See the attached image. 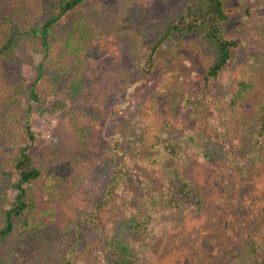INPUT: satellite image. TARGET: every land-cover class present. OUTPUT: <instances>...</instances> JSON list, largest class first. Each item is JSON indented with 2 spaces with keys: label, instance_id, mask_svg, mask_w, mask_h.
<instances>
[{
  "label": "rangeland",
  "instance_id": "obj_1",
  "mask_svg": "<svg viewBox=\"0 0 264 264\" xmlns=\"http://www.w3.org/2000/svg\"><path fill=\"white\" fill-rule=\"evenodd\" d=\"M21 1L0 0V31L2 18L20 10ZM188 1L88 0L63 18L61 35L75 30L77 36L83 34L89 41L79 50L76 63L71 55L66 57L63 62L69 67L57 66L58 56L53 55L54 68H62L64 76L60 89L65 88L52 92L40 85L41 99L34 103L31 118L36 135L32 151L44 173L34 194L39 209L45 211L42 222L52 221L51 226L59 229L57 237L64 225L76 221L78 210L91 207L104 190L110 170L104 168L102 156L114 145L110 137L115 131H126L133 124L150 120L156 128L166 127L168 133L182 131L187 135L197 131L211 151L222 153L208 159V150L202 144L186 148L172 161L200 189L201 201L179 212L160 208L154 223L156 234L147 237L158 245L146 252L141 250L145 257L141 264H242L246 261L243 249L248 234L264 244V159L249 170L254 152L248 145L252 143L255 120L251 119L256 104L264 101V0H228L230 19L225 33L238 38L240 45L233 50V58L218 82L251 77L255 86L229 127H219L221 136L212 123L193 114V101L200 99L197 92L204 89L206 93L211 88L202 81V75L212 62V53L200 47L195 35L189 34L181 42L172 38L162 43L153 57V68L148 69L152 47ZM2 11L11 12L4 15ZM59 45L56 50L60 51ZM16 53L22 62L21 81L28 84L36 75L27 60L31 53ZM16 68L12 62L0 60V80ZM77 79L80 92L73 98L71 83ZM6 101L0 93V172L5 168L12 174L11 182L0 177V193H5L7 206L14 196L11 185L17 173L13 157L30 142L20 132L25 123L22 112L6 119L4 112L11 107ZM221 118L219 114L214 116L215 125ZM78 128L84 130L82 135ZM5 129L12 134L4 133ZM247 132L250 135L246 136ZM121 144L133 153V158L139 157L134 152V141L122 140ZM148 158L132 164L130 173V185L134 187L128 185L129 190L140 203L149 200V195L143 194L163 190L167 185L163 172ZM117 205L119 212L126 208L123 200ZM86 235L88 241L96 238L95 232ZM93 246L86 254L96 256ZM16 264L35 262L29 251L22 250Z\"/></svg>",
  "mask_w": 264,
  "mask_h": 264
},
{
  "label": "trees",
  "instance_id": "obj_2",
  "mask_svg": "<svg viewBox=\"0 0 264 264\" xmlns=\"http://www.w3.org/2000/svg\"><path fill=\"white\" fill-rule=\"evenodd\" d=\"M37 1V4H33L22 0L21 9H14L16 13L3 17L1 21L0 60L5 59V62L17 65L12 75L7 72V77L0 80V93L5 95L6 102L11 105L4 113L8 120L14 112H22L25 123L20 132L30 143L20 147L13 157V167L17 173H14L16 178L11 185L14 196L8 201V207L4 202L5 193H0V264H16L22 250L31 253L35 264H141L145 260L141 250L146 252L151 246L158 245L156 240L148 241L147 237H154L156 234L154 223L158 220L160 208L179 212L190 207L194 201L200 204V189L172 161L181 157L186 148L202 146L203 139L197 131L187 135L182 131L168 133L166 127L156 128V124L150 120L137 126L133 124V132L131 127L126 131H115V135L110 137L114 140L112 149L102 156L104 168L110 170L104 190L91 207H81L76 221L64 225L61 235L57 237L55 234L59 229L51 226L53 222H42L45 211L39 209L34 194V188L44 173L32 151V142L36 138L31 126L32 108L41 99L40 85L52 92L65 88L62 86L60 89L59 82L64 76L62 68H54L52 57L56 53V65L63 67H69L63 62L68 55L73 57L75 63L79 60V50L89 40L83 34L77 36L75 30L66 31L65 35L60 32L64 29L63 18L88 0ZM227 4L228 0H189L177 17L165 26L159 41L152 47L148 60L150 70L154 66L153 57L162 43L172 38L181 42L189 34L198 38L204 51L212 53V62L204 71L202 81L206 86H211L208 91L215 95L205 96L209 92H202L204 89L198 91L200 99L195 98L192 109L197 119L213 124L218 136L222 135L219 127L224 130L229 127L231 120L238 115L237 110L245 104L255 86L251 77L240 78L236 82H218L233 58V50L240 45L238 38L228 37L225 33V24L230 19ZM7 12L2 11L4 15ZM80 26L81 24L75 28L78 30ZM57 43L60 44V51L56 50ZM17 51L31 53L27 60L35 69L36 75L28 84L21 81L23 68L16 55ZM13 74L18 76L14 77ZM80 84L78 79L71 83V97L79 95ZM215 90L218 92L215 93ZM2 105L5 106L3 103ZM218 114L222 118L215 125L214 116ZM251 120H255L252 125L254 130L251 131L252 143L248 145L254 155L249 162V170L254 165L261 164L264 159V101L256 104ZM77 131L82 135L84 130L78 128ZM4 133L12 134L9 129H5ZM248 135L250 133L247 132L246 136ZM128 139L132 143L134 141V152L139 157L133 158V153L122 144L120 146L122 140ZM208 145H203V149L208 150V159L222 153L211 151ZM144 149L148 152L145 153ZM145 157H149V162L163 172L167 185L163 190L155 189L143 194L149 195L146 197L149 200L142 199L144 203H140L139 198L133 197L129 190L130 173L132 164H137ZM0 177L5 182H11L12 174L3 168ZM120 200L124 201L127 209L137 212L131 213L126 208L119 212L117 202ZM92 232H95L96 238L88 241L86 233ZM253 236L248 234L247 240L245 239L247 244L243 250L246 261H241L242 264H264V244H259ZM92 244L96 256L86 254Z\"/></svg>",
  "mask_w": 264,
  "mask_h": 264
}]
</instances>
